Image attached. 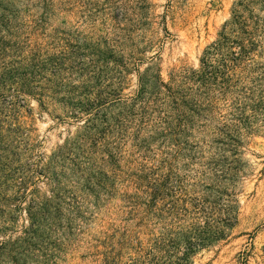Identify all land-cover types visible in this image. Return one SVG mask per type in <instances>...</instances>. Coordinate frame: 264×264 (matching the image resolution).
Here are the masks:
<instances>
[{"label": "rangeland", "instance_id": "obj_1", "mask_svg": "<svg viewBox=\"0 0 264 264\" xmlns=\"http://www.w3.org/2000/svg\"><path fill=\"white\" fill-rule=\"evenodd\" d=\"M239 1L0 0V71L16 69L30 90L1 93L0 226L19 231L46 211L55 220L31 264H128L222 192L233 193L237 221L192 264H264V115L236 144L217 119L179 122L166 95L141 84L199 70ZM258 64L264 57L247 60L237 84L256 97ZM88 102L99 107L73 118L67 104ZM228 105L219 101L223 114ZM161 200L190 213L167 216Z\"/></svg>", "mask_w": 264, "mask_h": 264}, {"label": "trees", "instance_id": "obj_2", "mask_svg": "<svg viewBox=\"0 0 264 264\" xmlns=\"http://www.w3.org/2000/svg\"><path fill=\"white\" fill-rule=\"evenodd\" d=\"M256 9L264 14V0H240L235 5L231 20L223 26L218 40L204 52L199 70L173 72L170 82H165L161 74L151 75L141 80L143 92L149 88L157 91V94H165L172 112L182 117L179 122L185 119L187 122L217 119L222 125L218 128L219 132L236 144H241L243 131L250 128L257 116L264 115V96L256 97L254 90L238 88L237 85L243 84L239 73L243 72L246 61L255 55L264 57V17L256 14ZM3 25L0 22V27ZM232 36H235L234 39ZM235 48L239 52L236 53ZM216 56H224L231 63L216 67L211 62ZM250 72H260L259 81L264 84V64L256 65ZM16 73V69L8 67L0 71V98L4 97L1 93L9 87H15L25 95L29 93L27 84H16ZM248 99L253 103L242 101ZM221 100H229L228 113L221 112L218 106ZM95 106L91 102L67 104L71 109L70 114L76 119L91 116L99 107ZM248 110L251 111L250 115L247 114ZM105 119L102 122L107 124ZM222 196L224 198L220 197L206 209L193 212L195 222L189 226L170 228L149 242L148 248L139 245L136 250L138 257L130 259L128 264H192L197 250L227 240L229 230L237 221L238 212L233 193L222 192ZM161 201L160 211L167 216L184 219L190 213L185 207L181 209L185 213H181L179 203ZM46 212L29 214V225L22 226L19 230L21 235H18L17 230H10L7 224L0 226V264L38 262L37 252H41V249L37 248V242H42L43 234L47 229L51 230L55 222L52 214ZM10 231L13 236L7 235Z\"/></svg>", "mask_w": 264, "mask_h": 264}]
</instances>
